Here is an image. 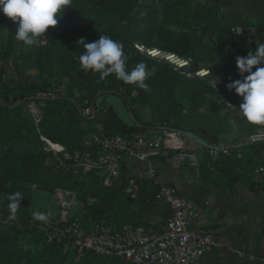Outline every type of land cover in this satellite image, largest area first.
<instances>
[{"label":"trees","instance_id":"trees-1","mask_svg":"<svg viewBox=\"0 0 264 264\" xmlns=\"http://www.w3.org/2000/svg\"><path fill=\"white\" fill-rule=\"evenodd\" d=\"M217 4L193 0H72L71 7L57 17V26L49 27L46 38H40L37 46L17 41V25L0 12V71L8 72L6 80H0L2 218L10 214L9 194L20 192L24 198L14 220L0 221V264H131L92 250L79 254L62 240L48 242L40 228L44 222L32 218L33 188L50 194H73L80 213L67 222L76 220L86 228L93 223H105L116 229L129 224L133 230L148 231L149 235L158 233L160 223H148L143 213V209L154 205L157 192L150 179L137 178L139 194L131 199L125 193L129 177L126 171L104 184L105 174L100 170L82 172L70 165L60 167L44 150L41 136L63 145L66 162L70 164L68 157L83 149L87 133L142 134L160 126L192 131L173 125L172 120H182L189 112H217L225 108L220 100L222 93L207 83L208 77L187 78L168 63L150 58L134 47L139 42L190 57L192 68L212 63L233 80L242 79L236 58L247 56L264 44V32L257 37L260 44H247L232 34L230 27L264 29V19L245 17L233 9L218 10ZM103 35L124 46L128 70L140 62L154 69L145 81L147 90L125 84L114 74L101 80L98 73L81 69L78 57L84 48L79 40L94 42ZM29 68L37 72L30 73ZM54 80L64 86V93L42 100L41 119L35 123L25 109L26 102L39 91L58 88L53 85ZM133 92L131 101L146 106L151 119L138 118L130 126L117 117L105 99L115 95L130 107L125 97ZM98 98L102 99L96 103ZM92 105L96 106L94 114L83 116L80 107ZM243 159L239 162L245 163ZM235 162L238 161L228 159L232 167Z\"/></svg>","mask_w":264,"mask_h":264},{"label":"built area","instance_id":"built-area-1","mask_svg":"<svg viewBox=\"0 0 264 264\" xmlns=\"http://www.w3.org/2000/svg\"><path fill=\"white\" fill-rule=\"evenodd\" d=\"M230 32L247 44L258 42L254 32L242 26H232ZM134 47L150 58L168 63L174 71L187 78L208 77L207 83L210 86H212L210 82L215 83V79H212L213 73L217 78L222 73V70L212 63L192 68L193 59L190 57H181L159 48H149L139 42H135ZM0 80H6L5 72L0 71ZM63 93L60 87L39 91L29 97L25 109L34 122L38 123L41 119L42 100L54 98ZM241 99L242 97L235 91L232 97L220 96L221 102L228 108L233 107L234 102ZM96 106L80 107L81 114L86 117L92 116ZM157 131H161L162 134L151 135ZM41 139L45 143L44 150L55 158L60 167L70 165L71 168H78L82 172L100 170L105 174L104 184H109L111 179L118 178L123 171H126L129 177L125 193L131 199L137 198L139 194L137 178L153 180L158 186L154 204L165 203L169 208V214L165 228L143 241L135 240L129 224L116 229L105 223H93L86 228L76 220L67 222L63 219L51 218L40 225L48 242L53 239L62 240L66 246L76 249L79 254L85 250H92L101 255L122 258L131 264H199L214 244L211 231H202L193 227V222L203 215V210L177 193L173 187L158 181L157 169L150 159L154 153H161L163 156L172 155L176 162L193 169L199 168L204 155H207L210 161H217L221 156L243 158L239 149L234 153V147L222 143H209L206 150L193 147L190 145L193 139L187 134V130L166 129L162 126L148 129L142 134L108 136L103 132L87 133L83 138V149L74 151L68 157L71 159L70 164L66 162L67 156H64L66 153L63 145L45 136H41ZM249 140H264V132L252 134ZM143 162H147L148 165L143 171H139L138 165ZM255 174L261 179L262 187L259 195L264 201V152L260 162L255 166ZM0 221L6 223L9 219L2 218L0 214ZM60 221L65 223L60 224Z\"/></svg>","mask_w":264,"mask_h":264},{"label":"crops","instance_id":"crops-1","mask_svg":"<svg viewBox=\"0 0 264 264\" xmlns=\"http://www.w3.org/2000/svg\"><path fill=\"white\" fill-rule=\"evenodd\" d=\"M215 2L221 4L224 9L236 10L245 17L264 19V0ZM247 29L254 32L257 44H260L257 37L264 29ZM223 74L225 72L222 70L218 78L212 76V79H215L216 83V79L224 78ZM229 80L232 81L231 76ZM232 96L233 92L229 97ZM241 103L242 99L235 101L233 107H225L217 112H189L179 121L181 128L193 129L192 131L205 141V145H201L193 140L190 142L191 146L206 150L209 143H222L234 147V153L239 149L245 163L239 162L242 159L233 156H221L217 161H210L207 155H204L199 168L193 169L176 162L172 155L154 153L150 158L157 169L159 182L173 187L177 193L203 210V215L193 222V227L211 231L214 244L199 264H264V201L259 195L262 182L255 174V166L264 152V140H249L252 134L264 132V127L252 125L241 116L238 110ZM161 134V131L151 133L154 136ZM228 159L238 162L232 167ZM147 165V162L140 163L139 171H143ZM151 181L158 190V186ZM206 202L208 204H205ZM143 213L148 223H160L158 232L165 228L169 214L165 203L147 207L143 209ZM132 233L136 241H143L152 236L148 231L137 229H132Z\"/></svg>","mask_w":264,"mask_h":264},{"label":"clouds","instance_id":"clouds-1","mask_svg":"<svg viewBox=\"0 0 264 264\" xmlns=\"http://www.w3.org/2000/svg\"><path fill=\"white\" fill-rule=\"evenodd\" d=\"M71 3L72 0H0V12L17 25V41L25 46H37L40 38H46L49 27L57 26V17H62L64 9L71 7ZM79 41L84 48L78 57L83 71L98 73L101 80L114 74L125 84L148 89L145 81L154 74V69H149L145 63L140 62L128 70V56L121 43L107 35L100 36L94 42L84 39ZM236 67L242 79L233 80L226 87L242 97L238 109L241 116L252 125L264 127V44L256 46L255 51H249L247 56H238ZM210 83L217 88V83ZM22 199L24 198L20 192L9 194V220L16 218ZM32 218L46 223L49 217L44 212L34 211Z\"/></svg>","mask_w":264,"mask_h":264},{"label":"rangeland","instance_id":"rangeland-1","mask_svg":"<svg viewBox=\"0 0 264 264\" xmlns=\"http://www.w3.org/2000/svg\"><path fill=\"white\" fill-rule=\"evenodd\" d=\"M193 1L206 3V5L210 3L212 6H214V3H218L213 0ZM217 7L218 10L224 9V7L219 3L217 4ZM27 71L33 74L37 72L35 68H29ZM223 75L224 78L222 80L216 79L217 90H219L222 94L230 96L233 90L229 91L226 87V85L230 83V76L227 73ZM6 76H8V72H6ZM53 85L60 87L63 91L65 89L62 84L56 83V80L53 81ZM134 95L135 93L133 92L125 97L126 103H128L130 107H127L123 100L115 95H108L105 99L106 105H111L114 108L117 117L130 126L136 124L138 118L142 121H150L151 119L149 109L146 106L140 105L138 102L131 101V97ZM101 99L102 98H98L96 103L100 102ZM172 124L177 125V127H181V122L176 121L175 118L172 120ZM33 194L34 198L31 208L32 211L46 213L49 217L48 220L51 218L68 220L70 217L80 213V206L76 202L74 195L70 192L59 191L55 194H50L40 189L33 188Z\"/></svg>","mask_w":264,"mask_h":264},{"label":"water","instance_id":"water-1","mask_svg":"<svg viewBox=\"0 0 264 264\" xmlns=\"http://www.w3.org/2000/svg\"><path fill=\"white\" fill-rule=\"evenodd\" d=\"M187 134L193 139L195 140L197 143L201 144V145H205V141L203 139H201L197 134H195L193 131H187Z\"/></svg>","mask_w":264,"mask_h":264}]
</instances>
